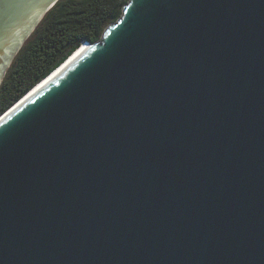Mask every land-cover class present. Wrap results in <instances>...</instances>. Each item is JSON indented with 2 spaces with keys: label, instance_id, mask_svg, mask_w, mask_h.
Segmentation results:
<instances>
[{
  "label": "water",
  "instance_id": "water-1",
  "mask_svg": "<svg viewBox=\"0 0 264 264\" xmlns=\"http://www.w3.org/2000/svg\"><path fill=\"white\" fill-rule=\"evenodd\" d=\"M0 264H264V0H128L5 110Z\"/></svg>",
  "mask_w": 264,
  "mask_h": 264
},
{
  "label": "trees",
  "instance_id": "trees-1",
  "mask_svg": "<svg viewBox=\"0 0 264 264\" xmlns=\"http://www.w3.org/2000/svg\"><path fill=\"white\" fill-rule=\"evenodd\" d=\"M128 0H59L13 59L0 84V115L83 41L95 42Z\"/></svg>",
  "mask_w": 264,
  "mask_h": 264
},
{
  "label": "rangeland",
  "instance_id": "rangeland-1",
  "mask_svg": "<svg viewBox=\"0 0 264 264\" xmlns=\"http://www.w3.org/2000/svg\"><path fill=\"white\" fill-rule=\"evenodd\" d=\"M31 36H32V34L30 35V37H31ZM30 37H29V38H30ZM29 38H28L27 40H29Z\"/></svg>",
  "mask_w": 264,
  "mask_h": 264
}]
</instances>
